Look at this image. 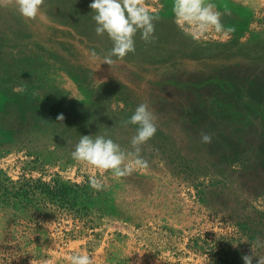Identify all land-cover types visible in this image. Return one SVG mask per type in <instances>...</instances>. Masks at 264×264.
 <instances>
[{"label":"rangeland","instance_id":"rangeland-1","mask_svg":"<svg viewBox=\"0 0 264 264\" xmlns=\"http://www.w3.org/2000/svg\"><path fill=\"white\" fill-rule=\"evenodd\" d=\"M91 2L44 0L34 20L0 6V264H68L81 251L95 264L264 257V0H208L235 31L199 40L173 0H145L154 40L138 32L111 66ZM144 102L157 125L141 146L147 173L117 180L72 158L81 135L131 150L137 126L122 121Z\"/></svg>","mask_w":264,"mask_h":264},{"label":"clouds","instance_id":"clouds-1","mask_svg":"<svg viewBox=\"0 0 264 264\" xmlns=\"http://www.w3.org/2000/svg\"><path fill=\"white\" fill-rule=\"evenodd\" d=\"M14 5L18 13L25 19L34 20L40 14L44 0H0V6ZM89 7L94 10L95 33L97 36L107 35L112 42L111 49L103 56L101 63L112 65L113 57L123 60L129 53L135 52V37L140 33V38L150 43L154 40L155 21L158 16L150 11L145 0H92ZM172 12L178 27L185 35L199 40L207 33L215 32L228 35L235 31L234 27H226L221 22V16L230 14L216 10L214 3L208 0H173ZM93 61L100 59L95 51L89 53ZM100 63V64H101ZM63 114L57 116L58 121L64 120ZM156 117L149 110L146 102L140 103L131 117L122 121L123 125H136V133L131 137V150L124 149L106 135H81L75 145L71 156L78 162L85 163L100 171L111 172L119 180L130 176L133 172L147 173L149 162L141 155L142 145L150 140L157 131ZM202 143H211L212 134L201 133ZM89 185L100 191L104 187L103 180L93 174L89 178ZM259 238L256 247H260ZM264 264V257H257L251 248V254H243L241 259L244 264ZM68 264H95L94 258L86 251L74 252L67 257ZM32 264L36 262L32 261ZM41 264H51L44 260Z\"/></svg>","mask_w":264,"mask_h":264}]
</instances>
